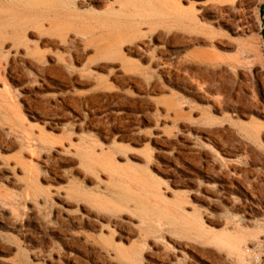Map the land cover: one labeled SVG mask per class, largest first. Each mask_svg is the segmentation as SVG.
Here are the masks:
<instances>
[{
    "label": "rangeland",
    "instance_id": "obj_1",
    "mask_svg": "<svg viewBox=\"0 0 264 264\" xmlns=\"http://www.w3.org/2000/svg\"><path fill=\"white\" fill-rule=\"evenodd\" d=\"M73 1L56 8L39 0L30 10L0 0V25L13 12L28 16L0 37V264H154L177 238L194 263L264 264V138L246 137L255 125L264 131V0H222L234 5L233 23L237 13L252 20L237 36L248 58L222 50L234 68L232 94L176 68L185 55L172 40L178 32L145 6L133 15L134 42L152 60L128 52V42L124 68L98 57L89 33L108 2ZM243 142L255 148L252 160L238 157ZM229 165L253 172L247 181L259 199L254 217L240 214L226 227L242 259L178 235L194 209L209 231L224 230L228 214L206 185Z\"/></svg>",
    "mask_w": 264,
    "mask_h": 264
},
{
    "label": "bare ground",
    "instance_id": "obj_2",
    "mask_svg": "<svg viewBox=\"0 0 264 264\" xmlns=\"http://www.w3.org/2000/svg\"><path fill=\"white\" fill-rule=\"evenodd\" d=\"M7 1L10 4H22L30 8L35 7L39 0ZM40 2L48 6L61 8L70 6L74 1L40 0ZM107 2V9L103 12L104 17L102 15L100 18L97 17L93 25L94 29L89 33L92 42V50L95 55L110 62H118L119 66L124 68L130 63V59L123 52V46L128 42L131 44L130 48L127 49L128 52L151 61L152 58L135 44L137 41L134 42V40L140 38L141 31L139 25L134 22L133 15L138 9L144 8L145 6V8L149 9L159 18L157 19L159 24L162 26L165 25V18L168 16L171 25L177 30L178 33L173 34L172 40L177 46L183 49L185 55H181L182 51L179 52L176 60V68H188V70L195 72L199 75L201 81L209 91L232 94V90H228L227 84L234 68L228 61L226 55L222 53V50L225 48L232 49L237 52V56L242 53L244 55L242 58L244 61L248 58V50L245 49L242 43L237 41V36L244 35L245 30L252 26L250 16L245 15V13H237L239 24L233 23V21L229 19V15L235 13L234 5H227V1L224 3L222 0H158L157 6L151 3L145 4L141 0H107ZM182 2H186V5H183ZM125 8L128 9L127 12H125ZM31 9L32 8H30V10ZM57 12L60 14L59 11ZM61 12H63V14L65 13L64 11ZM73 13L74 12H72V14ZM46 15L48 16V14ZM20 16L21 15L16 12L10 14L6 24L4 26L0 25V37L8 34L13 35L17 31L18 26L28 18V16L23 18ZM111 16L117 17L118 19L124 18V20L117 25H112L109 23ZM48 25L51 26L50 23ZM224 26H228V33L223 32ZM45 42L47 41L45 40ZM140 45L144 47L145 42H140ZM22 46L23 51L28 50L27 44H22ZM241 64L242 62L239 61V66ZM154 67L160 68L158 64H155ZM240 69L241 68H237V74ZM241 88L242 85L237 80V98L238 91H240ZM203 98L206 100L210 99L208 96H204ZM258 113L262 114L263 111H258ZM238 115L252 120V117L247 112H240ZM255 126L253 132L254 136H246L252 143H257L261 138H264V131L257 130ZM237 152L239 158L242 157L252 160L255 155V148L243 142L237 146ZM251 173L253 172L248 168H237L234 165H229L226 169L220 168L219 174L217 175L218 180L208 183L206 189L215 192L218 202L216 204L217 207L220 208L223 213L228 214L226 217H223L222 224L225 226L224 230L217 234L209 231L203 225L200 218L195 215L194 209L193 215L182 219L178 224L180 229L178 234L180 235L179 238L204 246L210 244L216 247L226 246L230 251L235 253L236 257L242 259V255H240L238 248H236L237 238L233 237L226 227L235 224L240 214L247 215L251 218L254 217L259 210V199L257 194L247 181V176L251 175ZM190 180L192 181L191 178ZM237 193H240L241 197L238 196ZM173 241V246H170V248L167 246L161 248L157 257L158 263L154 264H167L169 262H171L170 264H198L190 261L184 254V245L181 241H178V238ZM208 264L213 263L209 262Z\"/></svg>",
    "mask_w": 264,
    "mask_h": 264
},
{
    "label": "trees",
    "instance_id": "obj_3",
    "mask_svg": "<svg viewBox=\"0 0 264 264\" xmlns=\"http://www.w3.org/2000/svg\"><path fill=\"white\" fill-rule=\"evenodd\" d=\"M263 13H264V6H263ZM264 29V28H263Z\"/></svg>",
    "mask_w": 264,
    "mask_h": 264
},
{
    "label": "built area",
    "instance_id": "obj_4",
    "mask_svg": "<svg viewBox=\"0 0 264 264\" xmlns=\"http://www.w3.org/2000/svg\"><path fill=\"white\" fill-rule=\"evenodd\" d=\"M263 18H264V15H263Z\"/></svg>",
    "mask_w": 264,
    "mask_h": 264
}]
</instances>
